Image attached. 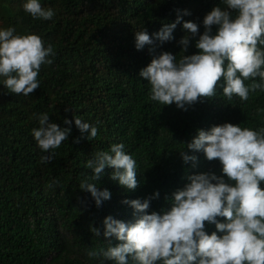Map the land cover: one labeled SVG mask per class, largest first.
Here are the masks:
<instances>
[{
	"label": "trees",
	"instance_id": "1",
	"mask_svg": "<svg viewBox=\"0 0 264 264\" xmlns=\"http://www.w3.org/2000/svg\"><path fill=\"white\" fill-rule=\"evenodd\" d=\"M26 2L0 0V30L12 27L16 35L35 34L54 54L48 57L50 64L41 65L39 88L28 96L12 93L0 76V264H114L103 252L120 241L103 236L104 219L134 222L138 214L122 201H143L158 192L147 211L159 212L189 182L188 176H223L218 160L208 161L184 144L197 130L224 123L264 127V91L250 92L246 101L236 96L228 100L218 86L214 97L185 111L151 100V85L139 76L154 55L167 51L179 58L178 41L186 34L183 22L197 23L202 34L205 14L216 6L226 8L224 0H39L54 11L50 20L34 19L23 9ZM177 10L181 23L173 39L156 40L153 34L173 23ZM185 10L190 14L184 15ZM143 29L153 44L137 50L134 33ZM196 39L190 40L185 55L198 51ZM43 113L50 122L70 128L67 140L49 152L32 135ZM76 117L97 127L94 139L76 127ZM117 143L136 161L138 187H122L110 178L114 170L106 167L96 187L107 189L111 198L98 207L80 184L95 183L87 161ZM181 151L196 156L195 163H185ZM49 155L50 162L41 161ZM91 228L101 235L95 236ZM205 230L216 231L207 223ZM90 251L98 255L89 257Z\"/></svg>",
	"mask_w": 264,
	"mask_h": 264
},
{
	"label": "clouds",
	"instance_id": "2",
	"mask_svg": "<svg viewBox=\"0 0 264 264\" xmlns=\"http://www.w3.org/2000/svg\"><path fill=\"white\" fill-rule=\"evenodd\" d=\"M224 3L226 8L216 6L205 14L202 34L197 23L183 22L186 34L178 41L179 58L163 51L140 70L139 76L151 85V100L164 106L175 104L186 111L187 107L214 97L218 86L228 100L236 96L246 101L250 92L264 91V47H258L264 46V0ZM23 9L34 19L50 20L55 14L39 0H27ZM177 12L173 23L164 24L153 34L156 40L163 43L173 39V30L181 23L180 10ZM183 14L190 13L185 10ZM15 31L12 27L0 30V76L12 93L28 96L39 88L41 65L50 64L48 57L54 53L52 46L45 47L39 36L16 35ZM134 35L137 50L153 44L146 29ZM197 36L198 51L185 55L190 40ZM247 80L252 82L246 85ZM38 122L32 135L43 152L59 148L67 140L70 128L50 122L47 113L40 114ZM74 123L81 133L87 132V139L97 136V127L79 117L74 118ZM184 145L202 152L208 161L218 160L223 176H188L189 182L174 191L167 209L159 212L147 211L158 192L143 201H122L138 215L131 223L110 216L104 219L103 236L120 241L103 252L104 258L114 264H264V127L252 130L224 123L207 131L197 130ZM179 153L185 163L197 160L184 151ZM52 158L42 156L41 161L50 162ZM86 167L92 170L95 183L85 180L80 188L91 194L98 207L111 198L107 189L96 187L106 167L114 170L110 178L122 187H138L136 161L124 151L122 143L111 145L110 151L96 152ZM218 218H223V222ZM206 223L214 225L216 231L208 234ZM91 231L97 237L101 235L97 228ZM97 255L88 253L89 257Z\"/></svg>",
	"mask_w": 264,
	"mask_h": 264
}]
</instances>
